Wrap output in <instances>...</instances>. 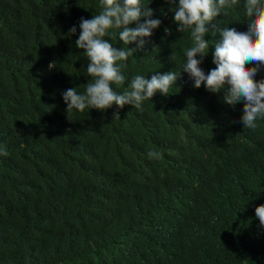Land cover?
<instances>
[{"label": "trees", "instance_id": "1", "mask_svg": "<svg viewBox=\"0 0 264 264\" xmlns=\"http://www.w3.org/2000/svg\"><path fill=\"white\" fill-rule=\"evenodd\" d=\"M143 3L161 23L125 62L118 92L136 75L178 73L192 46L190 33L176 31L173 6ZM243 5L217 20L246 31ZM100 11L99 0H0V146L8 152L0 155V264L59 263L131 231L128 240L151 250L137 264H264L253 207L264 195V119L243 127L242 102L224 104L222 92L194 88L181 71L176 89L156 93L142 112L67 113L63 93L82 94L90 80L75 47L79 21ZM211 46L205 74L215 67ZM254 79H264V67ZM150 150L162 158L149 159Z\"/></svg>", "mask_w": 264, "mask_h": 264}, {"label": "clouds", "instance_id": "2", "mask_svg": "<svg viewBox=\"0 0 264 264\" xmlns=\"http://www.w3.org/2000/svg\"><path fill=\"white\" fill-rule=\"evenodd\" d=\"M174 13V22L178 33H190L192 46L185 52V62L177 73L170 71L165 74L153 75L145 79L136 75L127 82L123 92L116 89L126 83L121 69L129 57L144 48L147 38L153 30L160 26V20L150 19L151 8L143 0H99L101 11L91 19L81 17L80 34L75 47L83 51L88 60L86 73L90 77L84 85V92L78 93L77 88H69L63 93L67 105V113L76 110L95 109L105 112L115 105L122 109L130 105L143 111V104L151 101L156 93L170 95L175 88L179 73H186L199 89L201 85L212 94L223 93V103L234 106L243 103L240 123L248 129L257 127V120L264 119V79L256 81L254 77L264 67V0H244V12L247 21L246 31H237L222 25L218 17L228 16L234 8L240 6V0H165ZM143 18V22H141ZM135 25V27H129ZM166 33L168 30H165ZM76 27L69 29L75 34ZM219 36L218 41H206L205 35ZM108 39H105V38ZM118 37L124 47H114L109 38ZM210 42L214 48L212 64L215 66L207 74L201 68L205 56L208 55ZM135 44V48L128 45ZM199 57V59H197ZM252 64L254 67H246ZM54 63L49 64L53 68ZM115 85V88L113 87ZM176 89V88H175ZM113 119L119 120V111L113 112ZM0 155L8 152L0 146ZM149 159H161L162 153L150 150ZM151 203L143 208L150 211ZM255 217L259 226L264 228V195L255 202ZM132 232V231H131ZM127 232L110 239L101 238L100 242L85 251L65 256L62 262L55 264H137L147 262L151 250L139 243L126 238Z\"/></svg>", "mask_w": 264, "mask_h": 264}]
</instances>
